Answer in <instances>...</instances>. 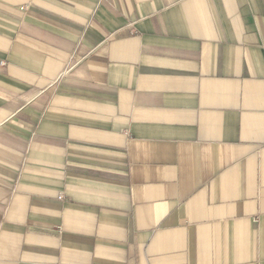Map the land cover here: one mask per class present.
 Returning a JSON list of instances; mask_svg holds the SVG:
<instances>
[{"label":"crops","instance_id":"crops-1","mask_svg":"<svg viewBox=\"0 0 264 264\" xmlns=\"http://www.w3.org/2000/svg\"><path fill=\"white\" fill-rule=\"evenodd\" d=\"M0 264H264V0H0Z\"/></svg>","mask_w":264,"mask_h":264}]
</instances>
